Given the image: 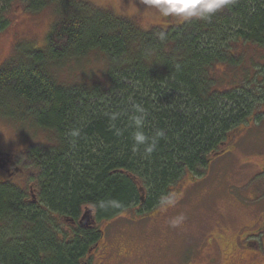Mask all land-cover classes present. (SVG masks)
<instances>
[{"label":"trees","instance_id":"trees-1","mask_svg":"<svg viewBox=\"0 0 264 264\" xmlns=\"http://www.w3.org/2000/svg\"><path fill=\"white\" fill-rule=\"evenodd\" d=\"M12 1L0 0V32ZM21 1L31 9L55 3ZM62 7L47 49L0 69V115L31 122L52 142L22 155L36 202L26 186L0 184V264H76L101 235L67 229L85 208L111 220L139 205L158 206L184 176H203L232 132L264 116V56L253 68L243 63L249 47L264 52V0H233L211 21L148 29L85 1ZM92 50L107 57L104 81L63 85L49 69ZM220 66L226 75L217 78ZM134 104L147 113L146 135L163 132L150 155L133 150Z\"/></svg>","mask_w":264,"mask_h":264},{"label":"rangeland","instance_id":"rangeland-1","mask_svg":"<svg viewBox=\"0 0 264 264\" xmlns=\"http://www.w3.org/2000/svg\"><path fill=\"white\" fill-rule=\"evenodd\" d=\"M84 1L129 18L142 29L185 20L161 17L145 0H55L57 11L53 5L31 9L13 0L4 15L7 27L0 32V69L10 62H27L33 51H45L60 12L66 11L62 5L74 10ZM245 54L243 63L252 68L264 56L253 46ZM107 68V57L99 50L49 66L63 85L104 81ZM223 69L220 66L217 78L226 75ZM48 138L31 122L0 115V153L14 154L13 163L22 170L15 181L28 193L30 162L22 159L23 152L31 145H51ZM224 150L210 158L203 176L187 174L158 206L140 211L134 207L94 225L105 233L99 242L109 255L106 264H264V232L256 231L264 230V116L232 132Z\"/></svg>","mask_w":264,"mask_h":264},{"label":"clouds","instance_id":"clouds-1","mask_svg":"<svg viewBox=\"0 0 264 264\" xmlns=\"http://www.w3.org/2000/svg\"><path fill=\"white\" fill-rule=\"evenodd\" d=\"M147 6L155 8L161 17H173L178 19L196 18L204 21H211L213 16L226 5L233 3V0H145ZM133 108L137 115L130 117L129 127L134 128L132 134L133 150L138 151L141 147L146 155L155 151L159 138L163 132L158 131L154 137H149L144 132L147 113L139 104H134ZM119 118L118 113H113V121ZM115 127V125H113ZM79 129H73L70 135L75 138L79 136ZM116 134H120V129H116ZM75 143V140L72 141ZM103 206V205H101Z\"/></svg>","mask_w":264,"mask_h":264},{"label":"flooded vegetation","instance_id":"flooded-vegetation-1","mask_svg":"<svg viewBox=\"0 0 264 264\" xmlns=\"http://www.w3.org/2000/svg\"><path fill=\"white\" fill-rule=\"evenodd\" d=\"M14 154H1L0 153V184L1 183H12L15 185L20 186L15 179H17V174L18 172H22V170L16 166V163L14 161ZM10 161L12 163H10ZM17 162V161H16ZM30 188V198L32 199L33 203L36 202V197H37V189L36 186L33 184L29 186ZM145 207L142 205L137 206V210L140 211L141 209H144ZM91 214L89 216L88 221H81V219H78L77 222H68L70 228H82V229H87V230H95L97 231V228L94 225L99 226V222L104 223V222H109L110 220H100L98 221V218L96 217L95 210L91 209ZM101 233V238L105 237V233L102 230H98ZM257 232H264L262 229L256 230ZM109 259V255L107 256L106 254V249L105 247L102 248V244H100L99 239L91 245L83 256L79 257L78 261L76 264H106L107 260Z\"/></svg>","mask_w":264,"mask_h":264},{"label":"water","instance_id":"water-1","mask_svg":"<svg viewBox=\"0 0 264 264\" xmlns=\"http://www.w3.org/2000/svg\"><path fill=\"white\" fill-rule=\"evenodd\" d=\"M137 186H138L139 192L141 194V203H144V201H145L144 188L141 186V184L139 182L137 183ZM85 209H84V212H83V216L81 217V221H83V220L88 221L89 216H90L91 211H92L89 207H87Z\"/></svg>","mask_w":264,"mask_h":264}]
</instances>
